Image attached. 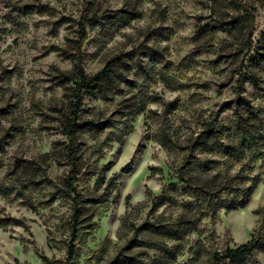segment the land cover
<instances>
[{
    "label": "clouds",
    "instance_id": "1",
    "mask_svg": "<svg viewBox=\"0 0 264 264\" xmlns=\"http://www.w3.org/2000/svg\"><path fill=\"white\" fill-rule=\"evenodd\" d=\"M0 264H264V0H0Z\"/></svg>",
    "mask_w": 264,
    "mask_h": 264
}]
</instances>
